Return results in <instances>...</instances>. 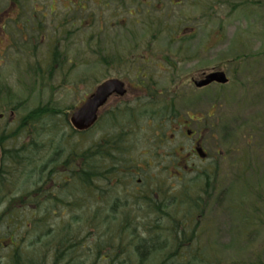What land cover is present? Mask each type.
<instances>
[{
  "label": "flooded vegetation",
  "instance_id": "flooded-vegetation-1",
  "mask_svg": "<svg viewBox=\"0 0 264 264\" xmlns=\"http://www.w3.org/2000/svg\"><path fill=\"white\" fill-rule=\"evenodd\" d=\"M135 1L137 7H143L144 5L147 7L149 2V0H76L74 2L65 0L64 5L60 6L63 9V15H61L56 0H0V79L10 77L3 72L5 64H9L11 67L7 70L14 76L17 74L18 77L59 73L63 67V56L58 49L61 45L60 39H63L60 30L75 26L73 16L75 10L88 12L85 19H89V28L94 22V17L99 18L104 15H107L108 19L110 18L109 21L112 27L113 25L117 27L119 23L125 22V19H120L122 18L121 14L128 13L129 17H132L130 7L133 6ZM90 2L96 8V10H93L97 11V16L90 12V9H92L88 6ZM46 4H49V6ZM102 10H105L106 13ZM145 13H147V10ZM100 27L99 24V29ZM99 32H101V29ZM67 34L72 35L70 30ZM176 41H181V38L176 39ZM45 45H49L43 60L46 63L42 66L40 61L36 62L32 72L28 71L25 65L24 69L19 71L21 62L14 64L15 61L11 60L13 53H17L23 58L27 53H31L35 57L36 54L42 53V47H45ZM103 45L102 47L99 45L95 49L97 54L103 53V50H105ZM150 50L152 51L151 61L155 64L153 38L150 43ZM64 57L66 58L65 55ZM106 59L107 57H102L103 63H106ZM146 60L148 59L145 56L141 62L147 64L148 61ZM155 68L159 70L160 66L104 69L114 70L116 73L111 76L103 75L100 80L101 76L95 75L96 70H93L90 73L91 79L94 80L92 90L79 102H75L76 105L73 104L75 107L72 105L67 109L58 108L53 103H49L39 105L37 108L28 111L32 116L30 118V126L32 127L30 132L33 136L21 139V143L30 141L35 144L34 150L36 152L33 154L35 162L31 167L36 176L34 205L20 201L19 198L25 192L24 190L13 194L11 192L12 188L9 189L11 181H8V178H10L8 173L9 170L14 171V165L8 162L6 153L9 150L19 148V146L15 144L10 146L8 141L11 138L0 136V211H8L10 208L19 209L23 207L31 209L36 207L39 208V213H41L40 218L45 220L49 217L46 215L45 209L50 206L57 208L59 205H70L72 207V205H76V202H83L84 213H75L74 208H71L72 210H68L70 213L65 215L64 218L69 221L77 219L92 220L94 215L91 211L90 204L92 200L87 182V150L95 148L94 153L97 154V159L103 161L99 164L102 165V176L96 187L99 188V191H102L105 204L99 215L106 219L114 217L118 221V223L116 222L117 225L111 224L110 228L122 233V231L130 229L129 226L125 225L124 216L136 215L141 218L142 215L146 214L150 222L142 224L139 219L134 223V228L136 227L141 231L146 227L158 226L160 231L163 232L162 235H166L167 240L170 239L171 244L172 242L174 244L175 242L178 244L184 243L182 251L179 253H175V246H171L172 258L191 259V257H196L203 259L205 256L203 263L209 264L206 255H202L201 240V234L206 231L203 224L205 219L201 218L205 213L203 212L205 209L203 206L206 204L200 203L198 205L202 206L203 209L200 215L193 211V208L197 207L195 203L172 204L171 202L173 198H176L174 195L182 190L177 186L175 188V184L182 185L188 174L204 175V171H207L206 167L218 165L221 161H224L227 154H229L228 152H231L229 149H227V153L220 149L221 144H226L229 139V131H225L226 127L217 126V117L212 114V108H217V104L215 101H210L211 94L209 90L212 87L218 89L228 86L232 78H228L225 71L219 67L211 71L199 70L195 74L190 73L178 77L179 81H175L177 78L172 77L167 85L160 83V79H156ZM165 68L168 69V67H162L160 71H164ZM17 71L20 73H16ZM217 72L224 74L227 83L212 82L207 86L197 85V82L205 80L206 75ZM37 76L35 79H30L32 84L34 82L37 84L40 79L43 80V77ZM106 81H115V85L118 84L121 87L118 91L116 90L107 96L105 103L98 108L95 122L91 126L83 130L76 129L70 121L72 114L76 109L82 107L89 97L94 95L100 85ZM196 97H198V100ZM196 100L199 104L198 109H205L203 115H200V112L194 109L197 104ZM195 101L196 103H194ZM11 102L8 101L4 105L2 104V111L0 112L3 113H0V120L4 119L5 110H9L8 121L16 118L15 109L21 103H13L15 105L13 107ZM214 110L217 112V109ZM37 111L41 113L38 115L32 114ZM49 117L51 125L52 117H61L67 134L62 135V137L58 134L54 135V133L52 135L50 133L53 129H51L49 130V140L38 142L40 136L35 133L37 124ZM19 122L20 120L16 121L17 127H19ZM105 124H107L106 127ZM93 132L96 133L97 139L94 145L87 148L86 135ZM75 136L81 144L78 150H76L77 145L71 148L69 144H66L68 139H73ZM16 140L18 138L14 141ZM42 144L45 145V149L50 155L48 160L44 151L41 150V148H44ZM134 144H139L138 157H135L133 151ZM104 146L107 148L106 154H103ZM210 146L214 150L212 154L210 153ZM79 167L81 168L82 177L85 178L82 185V195L78 190H74L72 186L73 172L77 171ZM153 168L156 169L153 171ZM205 175L210 177L209 172ZM20 182L23 183V179H19ZM22 183L20 186H22ZM205 188H207V185L200 190L201 192L199 191L200 195L204 193ZM186 191L188 195L194 198L199 196L197 190L191 191L188 188ZM119 202L125 204L121 205L120 208L115 207V203L119 205ZM156 204L159 208L157 214H155L156 210L152 208ZM216 204H220V202ZM162 205L168 208V215L165 218L161 216L163 214ZM55 210L57 209H53V216L57 213H55ZM156 215H159V217ZM18 223L28 224V219H21ZM177 223H180L179 226L182 225L179 228L181 229L179 231L182 234L181 237L176 238L174 236L179 239L178 241L172 235L174 232L170 230ZM9 224L11 225V221H9ZM10 225L6 226L8 228H5V230L0 229V264L3 263V260H7L6 264H11L10 258L15 257L16 254H23L26 257L30 255V244L27 245L29 240L23 236L16 239ZM61 230L63 229H58L57 243L54 247H51V242L47 241L49 240L47 236H42L46 241L41 246L43 254L56 252L63 256L64 252L69 251L71 253L76 250L79 240L78 235L77 238L75 235L77 231L66 230L67 239H64ZM179 233L176 235H179ZM93 242L91 240L89 243L88 252L90 259L95 262ZM233 249L235 250V248ZM70 257H72L69 259L71 264H81V262L77 263L73 255L70 254ZM112 257L113 254H106L105 260L111 263ZM251 257L258 258L252 255ZM138 260L140 261L141 258L139 257ZM62 261L65 260L62 259ZM118 261L123 263L124 259L120 257ZM233 264H264V260Z\"/></svg>",
  "mask_w": 264,
  "mask_h": 264
},
{
  "label": "rangeland",
  "instance_id": "rangeland-1",
  "mask_svg": "<svg viewBox=\"0 0 264 264\" xmlns=\"http://www.w3.org/2000/svg\"><path fill=\"white\" fill-rule=\"evenodd\" d=\"M64 1L56 0L61 15L63 9L60 6L64 5ZM88 6L92 8L90 12L97 16L93 4L90 2ZM130 9L132 17L128 13L121 14L120 19H125V22L119 23L117 27H112L110 18L104 15L100 19L94 17L91 28L88 25L89 19H85L88 12L75 10V26L60 30L63 39H60L61 45L58 49L63 57L66 56L65 62L62 61V70L59 73L36 75L43 77V80H38L35 85L30 79H35L36 76H14L7 70L11 67L9 64L2 66L4 74L10 77L0 79V111L2 104L8 101H12L13 107L18 103L21 105L16 107V118L11 121H8L9 110H5L4 119L0 120V136L5 138L12 134L18 126L16 121L27 116L29 110L39 105L53 103L58 108L72 107L92 90L94 80L90 73L93 70H96L95 75L101 76L100 80L103 75L111 76L116 73L114 70L104 69L158 65L160 69L168 67L164 71L155 68L156 79L168 85L172 77L179 81L184 75L220 67L232 80L224 88H210V101L217 104V108L214 107L217 112L212 108V114L218 120L217 126L226 127L225 131H229V139L226 144H221L220 149L224 152L229 149L231 152L227 151L229 154L224 161L216 166L210 165L204 171L205 174L211 173L214 183L211 185V199L203 206L204 211L202 210L205 213L201 218L205 219L203 224L206 227V231L201 234L202 255H206L209 264L264 260V0H149L147 7H137L135 1ZM102 12L106 13L105 10ZM68 30L71 31V36L67 34ZM91 35L93 36L90 41ZM151 37L155 64L151 61ZM182 37L185 39L176 41ZM102 44L105 50L97 54L95 49L99 45L102 47ZM48 47L49 45L42 47V53L35 57L31 53H27L24 58L13 53L11 60L15 61L14 64L21 62L19 71L25 65L32 72L36 62L40 61L42 66L45 65L46 61L43 60ZM103 56L107 57L106 63H103ZM145 56L148 59L147 64L141 62ZM19 71L16 73H20ZM198 106L197 101L194 109L203 115L205 109H198ZM60 118L52 117V125L49 122L50 117L38 122L35 131L40 136L38 142L48 141L53 133L60 137L67 134L65 124ZM49 130L52 131L50 134ZM30 134V137L33 136L31 132ZM15 139H9L8 144L19 145L22 142V138L14 141ZM96 139V133H88L85 140L87 148L94 145ZM66 144L71 148L77 145L76 150L81 145L76 136L68 139ZM138 149L139 144H136L133 149L135 157H138ZM210 149L212 154L214 150L211 146ZM41 150L48 160L50 155L45 145ZM205 174H188L183 184L186 187L190 185V190H197L200 195V190L207 185ZM15 176L11 177L9 183L13 194L32 189L31 181L20 186L21 183ZM194 178L196 180L190 182ZM176 186H179L178 183L175 188ZM218 202L220 204H216ZM76 206L81 204L77 205L76 202L70 208L57 207L59 210H55L57 213L54 216L49 213L46 219L51 231L49 236L55 231L58 232V229L68 227V224L72 225V230L78 231L73 233L82 242L71 252L77 263L106 264L105 256L101 259L96 256L93 262L87 251L91 240L94 241L92 233L90 236L86 234L91 232L93 223L88 229L84 225L83 229L75 220H71V224L64 218L70 213L68 210ZM90 206L93 211V206ZM74 212L84 213V207L76 208ZM83 220L86 222V219ZM98 220L96 224L102 222L101 217ZM102 230L101 228L100 231ZM31 241L29 239L27 245ZM235 252L237 253L234 254ZM29 254L30 259L45 258V264L55 263L54 255H43L41 248L31 250ZM125 254L126 261L120 264H139V257L134 250L128 248ZM251 255L258 258L254 259ZM71 258L67 256V260L58 264H71ZM159 260L160 257H151L146 260V264H158ZM6 263L7 260H3L2 264Z\"/></svg>",
  "mask_w": 264,
  "mask_h": 264
},
{
  "label": "trees",
  "instance_id": "trees-1",
  "mask_svg": "<svg viewBox=\"0 0 264 264\" xmlns=\"http://www.w3.org/2000/svg\"><path fill=\"white\" fill-rule=\"evenodd\" d=\"M157 32L158 33L160 32V27L157 28ZM65 60L66 58L63 57L62 61L65 62ZM40 113H41L40 111H37L32 114L38 115ZM31 117L32 116L30 115V113H28L27 116L23 117L18 123L19 127H17L16 131L10 134L9 136H6L5 138L14 137L18 139L19 138L24 139V138L30 137L31 135L30 128H32L30 126ZM18 146L19 148L16 147L17 149L9 150L6 153V156H7L6 158L8 159V162L14 165V168H13L14 171L9 170L8 177L10 176V178H8V181L11 179L13 175H16L15 177L17 180L23 179V183L20 182L22 183V185H24V183L27 184L31 181L32 189L30 191L28 190L25 191L20 196L19 199L21 202H26L28 204L32 203L34 205L35 204L34 195H36V191L34 190V185L36 183V176L34 175L33 168L31 167L33 163L35 162L34 157H33L34 152H36V150H34L35 144L28 141V143H21ZM94 152H95V148L93 150H87V155H88L87 182L90 188V196L92 200L91 205L93 206L92 209L95 212L94 217H93V222L92 220H89L87 223V221L84 222L83 219L82 220L77 219L75 221L74 220L72 221H74L75 223H80L83 229H84V225H86V229H88L91 223H93L91 232L88 231L86 234L88 236L92 234L94 235V245H95L94 251H95V256H97V259L98 258L101 259V257L105 256L106 254L109 255V253H111L113 254V257H112L113 260L111 263H109L104 259L106 261V264H120L118 261L120 260V257H122V259L126 261L125 257L127 255L125 254V251L128 248H131L132 250H134V253L138 255V257L141 258V260L144 259L143 261L140 260L139 264H142V263L146 264L149 258L151 257L157 258V256L160 257L158 264H204L203 263L204 257L203 259L196 258V257L195 258L191 257V259L172 258L171 252L173 251H171V246L172 247L175 246L176 249L174 250V252L179 253L180 251H182L184 243L178 244L177 242H175L174 244L172 242L171 244L170 239L168 238L167 240V236L165 237V235H162L163 232L160 231L159 229L160 227L158 226L153 227V228L146 227L145 229H142L141 231L136 227L134 228L133 226L134 223L136 221H139V219L141 220L142 224H145V222L147 223L150 222L146 214L144 216L142 215L141 218L136 215L124 216L125 225L129 226L130 229H126L125 231H122V233H118L112 228H110L111 224L117 225L118 221H117V218H114V217H110L106 219V218H102L99 215V212H101L105 204V202L103 201L102 191H99V188L96 187L98 185V180L102 176V165H99V164H101L103 161L98 160L97 154ZM106 153H107V148L104 146L103 154H106ZM194 180H196V178H194L193 180H190V182H194ZM213 181L214 179L213 177H211V173H210V177L206 175L205 183H207V188L204 189L203 194L195 198L192 197L191 195H188L186 191V189L190 188L189 187L190 185L188 187H186L185 184H182L183 187L179 185L178 188H181L182 190L174 195L176 196V198H173V201L171 203L172 204L195 203L197 204V207L193 208V211L201 215V212L203 209H202V206H198V205L200 203L205 204L206 202H208L209 199H211L210 197L212 195L210 194V192H211V185H213L214 183ZM84 182H85V178L82 177L81 168L79 167L77 171L73 172L72 186H73V189L78 190L81 193V195L83 192L82 185ZM79 203L81 204V206H76L74 207L75 209L76 208L79 209V207L81 208L84 207L83 202H77V205ZM124 204H125L124 202L123 203L119 202V205L118 203H115V207L120 208V206ZM65 206L67 208L71 207L70 205H65ZM59 207H61V205ZM152 208L153 210L154 209L156 210L155 214H157V210L159 209L158 204L154 205V207ZM162 208H163V214L161 216L165 218L168 215V208H166L164 205H162ZM53 209L59 210L56 207L52 208L50 206L49 208L45 209L46 215L49 216V213H50L51 214L50 216H52ZM156 216L159 217V215H156ZM40 217H41V213H39V208H36V207L35 208L33 207L31 209L23 208V207L19 209L10 208L8 209V211L0 212V224H1L0 226H2V228L5 230V228H8L6 226L10 225L9 221H11L10 226H12L13 228V235L16 237V239L21 238L23 236V237H26L28 240L30 239V241L32 240L30 242V248L32 251L38 250L40 248L42 249L41 247L42 244L46 242L43 239L44 236L45 237L48 236L47 238H49V240L47 241L51 242L50 243L51 247H54L55 243H57V238H58L57 231L53 233L54 235V236L52 235L53 238L52 236H49V234H51V231H50V228L48 227L47 221L46 219L42 220V218ZM98 217L102 218V222H99L96 224ZM21 219H28V224L27 223L19 224L18 222ZM156 221L157 220L155 219V222ZM69 223L72 224V222L70 221ZM179 224L180 223H177L173 225L172 228H170V230L174 232L172 234L173 237L176 236V238H179L182 235L181 233H179V231H181V229L179 228L182 225L179 226ZM72 227H73L72 225L68 224V227L65 226L64 229L62 228L63 230L61 231H62V234L64 235V239H67L66 230H68L69 228L72 229ZM132 227L133 229H131ZM101 228L103 229L102 231H100ZM177 233H179V235H176ZM176 238L175 240L178 241L179 239H176ZM41 239H43V241H41ZM135 241H138V242H135ZM64 243H65V240H64ZM81 244H82L81 240H78V245H81ZM70 254L71 253L67 251V252H64L63 256H61V254L56 253V252L51 255H54V258H55L54 264H58V262H61L62 259L67 260V256H70ZM43 255L47 256L48 254H43ZM28 257L23 256V254L21 255L16 254L15 257L10 258L11 260L10 263L11 264H45L46 263L44 262L45 258L43 260L37 257H33V259H30V255Z\"/></svg>",
  "mask_w": 264,
  "mask_h": 264
},
{
  "label": "water",
  "instance_id": "water-1",
  "mask_svg": "<svg viewBox=\"0 0 264 264\" xmlns=\"http://www.w3.org/2000/svg\"><path fill=\"white\" fill-rule=\"evenodd\" d=\"M212 82L227 83L224 74L222 72H217L206 75L205 80L197 82V85L207 86V84ZM120 87L121 85H115V81H106L104 84L100 85L94 95L89 97L83 106L72 114L70 121L73 126L80 130L91 126L95 122L98 108L105 103L108 95L116 90L118 91Z\"/></svg>",
  "mask_w": 264,
  "mask_h": 264
},
{
  "label": "bare ground",
  "instance_id": "bare-ground-1",
  "mask_svg": "<svg viewBox=\"0 0 264 264\" xmlns=\"http://www.w3.org/2000/svg\"><path fill=\"white\" fill-rule=\"evenodd\" d=\"M1 225V224H0ZM0 229H3L2 226H0Z\"/></svg>",
  "mask_w": 264,
  "mask_h": 264
}]
</instances>
